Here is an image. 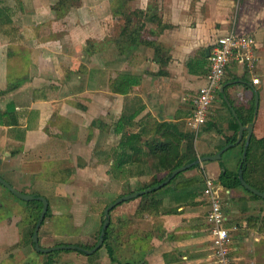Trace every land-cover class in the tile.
<instances>
[{
    "label": "crops",
    "instance_id": "obj_1",
    "mask_svg": "<svg viewBox=\"0 0 264 264\" xmlns=\"http://www.w3.org/2000/svg\"><path fill=\"white\" fill-rule=\"evenodd\" d=\"M49 1L18 5L31 14L35 4ZM47 20L43 38L32 35L33 47H16L33 40L20 30L18 42L0 48V177L22 193L47 199L39 246L85 245L57 239L60 233H76L59 232V224H70L67 218L83 224L76 214L98 209L102 214L124 189L150 179L112 171L111 165L122 136L115 130L119 120L132 132L156 121L193 134L197 158L220 157L184 170L185 178L202 180L193 203L146 216L147 228L154 222L170 237L159 238L154 231L144 259L136 264H219L206 219L207 179L221 200L229 232L226 264H264V199L219 183L224 170L238 174L245 163V181L264 187V0H81L64 16L48 12ZM229 31L254 38L253 68L241 60L228 63L205 123L194 130L193 101L206 82L210 50ZM127 86L126 92L118 91ZM109 181L117 183V193L106 188L103 198L93 202V189ZM36 201L27 204L0 184V224H7L0 244L34 248L32 233L42 208ZM136 204L130 199L116 206L121 228L122 213L135 220ZM126 224L137 225L132 220ZM66 250L55 257L73 264H122L111 261L103 247L92 259ZM1 258L19 257L9 253Z\"/></svg>",
    "mask_w": 264,
    "mask_h": 264
},
{
    "label": "trees",
    "instance_id": "obj_2",
    "mask_svg": "<svg viewBox=\"0 0 264 264\" xmlns=\"http://www.w3.org/2000/svg\"><path fill=\"white\" fill-rule=\"evenodd\" d=\"M80 1L81 0H57L53 8L58 16H64L70 8L77 7L80 4ZM127 12L131 13L129 11ZM0 36L7 38L10 44L18 42L19 40V25L14 21L10 10L1 3ZM128 88L129 86L124 88V90L118 89V91L124 93L128 90ZM121 123L122 119L119 120L117 128H115L116 131H120L122 133V136L119 144L118 155L117 158L113 160L111 170H118L120 172L127 171L129 173L134 172L141 177L150 176L149 180L141 181L136 188L132 189L128 187L124 189L121 195L153 187L162 182L173 169L187 163H192L197 159V155L194 150L193 134L181 133L176 125L172 123L155 121L152 124H148L146 122L136 132L125 130L123 125L120 126ZM119 127L121 129H119ZM196 166V164H193L185 171ZM242 169L243 171L245 170V163H243ZM185 171L176 174L163 187L159 189H152L150 192L139 194L137 197L131 199L136 200L137 202L133 217L140 220H143L146 216L158 217L162 213L171 212L173 209L172 207L177 209V207L193 203L194 199L199 196L198 188H201L200 185L202 184V180L201 178L197 180L185 178ZM219 183L224 188L230 190L232 188H242L253 197L260 198L241 186L237 173L224 170V172L220 175ZM251 185L264 192V187L257 184ZM36 202V200H31L27 201V204ZM152 224L153 225L150 226V228H147L146 226L143 228L136 226L132 229V232H129L125 228H121L122 226L120 227V225L115 229L116 225L114 226L112 221H110L105 230L103 244L100 248L103 247L105 249L110 260L113 262L136 264L140 262V260L144 259L148 249L145 244L150 242V238L154 231L159 232V238H163L164 236L170 237V235L166 233L163 228L157 227L154 222ZM101 226L102 224L99 226L94 243L90 246L84 244L78 245L85 249L92 248L98 240ZM118 241H120V243H118ZM130 243L132 246L133 243H139L142 248L138 247L134 250ZM129 247H131L132 250H130L131 248ZM100 248L89 255L80 249H74V251L79 254L87 255L92 259L98 255ZM121 248H123V251L125 250L129 252L130 250V255L127 256L124 253L123 256L121 253H118ZM32 249L37 255L42 254L46 257L42 264H52V256L56 254V252L69 251L54 250L48 253H42L35 251L34 248ZM136 256L137 258H135ZM120 257H123L125 260L121 261L119 259Z\"/></svg>",
    "mask_w": 264,
    "mask_h": 264
},
{
    "label": "rangeland",
    "instance_id": "obj_3",
    "mask_svg": "<svg viewBox=\"0 0 264 264\" xmlns=\"http://www.w3.org/2000/svg\"><path fill=\"white\" fill-rule=\"evenodd\" d=\"M56 2H57V0H54L53 4H50L51 3V0H50L49 4L44 5V6L39 5V4H35L37 10H34L32 12L33 14L32 13L29 14V13H27L26 10L24 11V13L21 12L23 10H21L18 3L22 4V0H0V3L10 10L14 21L16 22V24L19 25V31L21 30L24 33L23 36L26 37L27 39L28 38L33 39V40H26L27 43L23 42L24 39H22V42L24 44L19 45V42H18V45H17V43H15L17 48L27 49V48L33 47L35 45L34 40L36 41V37H32V35H34L35 33H38L39 36L42 37L45 34L47 29H49L48 28L49 27V21L47 20V13L48 12L49 13H56V12H54V8H53V6H54V4H56ZM80 4H81V1H80ZM56 16H58V15L56 14ZM30 17H34L35 20L31 22ZM59 17H61V16H59ZM39 24H40V26H39ZM37 38H39V37L37 36ZM7 41L8 40L6 38L0 36V48H3V47L5 48L7 45ZM11 51H13V48ZM117 186H118L117 183L114 181L107 182V187H106L105 182H102V183L100 182V186L99 187L96 186L97 188L95 187V189H93V192H94L93 202L98 203L99 200L101 198H103V195L100 196V194L107 193L106 188H108V191L112 194H113V192L117 193V190H116ZM99 190H101V192H99ZM101 210L102 209H100V210L98 209L96 214L86 213V212L79 213V215L76 214L77 220L79 222L83 221V224H72L73 220H70L71 218H67L66 223L70 222V224H59V232H60V230L65 231V232L66 231H68V232L72 231V233H73V231H75L76 233H73V235L75 234L76 237H74L73 235H65L63 233H60L58 235L57 239L60 237V239H63V240H66V239H69L71 241L76 240L79 242H85V245L90 246L92 243H94V241L96 239L95 236L98 232V228H99L100 224H102L101 222L103 219V213L101 214V212H100ZM115 212H116V208L115 209L113 208L110 211V221H112V224L114 226L116 225L115 226V229H116L117 227H119V225L117 222L118 217L116 215H114V214H116ZM122 214H124V215H122L123 216L122 220L124 221L122 223V225L129 232H132V229H134V227H133V224H126L128 221L132 220L135 225L137 224L136 226H139L141 228H143L144 226H147L149 224L148 221H145L147 218H143V220H140V219L134 220L132 218L131 214H127L126 212H124ZM0 231L3 235L5 233H7V224H0ZM45 232L48 235V230H45ZM55 237L56 236H54V238ZM129 242H130V240H129ZM118 243H120V241H118ZM139 243H136V244L133 243V246L130 243V245L135 250L138 247L142 248V246H140ZM140 244H142V243H140ZM57 245H59V244H57ZM145 245H146V248H148L147 244H145ZM43 246L48 247L47 243H45ZM13 247L16 248V250L12 249L11 245L7 246V245H4L3 243L0 244V264H42L43 260L45 259L44 255H42V254L37 255L35 252H33V249H32L33 247H31V245H28V246L13 245ZM129 248H131V247H129ZM132 248L130 250H132ZM130 250H129V252L125 251V250L123 251V248H121V250H119L118 253H121V255H123V256L125 253L127 256H129ZM59 252L61 254V252H64V251H59ZM59 252H56V254H59ZM9 253H11L12 256H14V257H19V258L18 259L12 258L9 260H7V258L6 259L1 258V255L5 256L6 254L8 255ZM56 254L54 255V257H52V260H53L52 264H73V261H67V260H63L61 258L55 257ZM23 255H24V257H23ZM141 261L142 260H140V262Z\"/></svg>",
    "mask_w": 264,
    "mask_h": 264
},
{
    "label": "built area",
    "instance_id": "obj_4",
    "mask_svg": "<svg viewBox=\"0 0 264 264\" xmlns=\"http://www.w3.org/2000/svg\"><path fill=\"white\" fill-rule=\"evenodd\" d=\"M255 49L256 42L249 35L229 31L216 38L208 57L209 71L206 82L199 88L193 101L191 127L194 130H198L205 123L206 111L221 84L228 63L241 60L247 64L249 70H252ZM258 82L259 79L253 77L252 83L257 84ZM203 193L208 203L206 219L210 224L213 254L217 263L226 264L229 252V232L223 226L225 215L222 203L213 189V183L210 179L206 180Z\"/></svg>",
    "mask_w": 264,
    "mask_h": 264
},
{
    "label": "water",
    "instance_id": "obj_5",
    "mask_svg": "<svg viewBox=\"0 0 264 264\" xmlns=\"http://www.w3.org/2000/svg\"><path fill=\"white\" fill-rule=\"evenodd\" d=\"M240 128H244V126H240ZM247 129L248 132L252 131V125L248 126ZM241 132V130H240ZM239 132V133H240ZM250 136V135H249ZM249 136L247 137L246 140V144L242 153V159H245L246 156V148H247V144H248V140H249ZM220 154H216L214 156H204L202 158H197V160H195L192 163H187L184 164L182 166H179L175 169H173L170 174L159 184H156L153 187H149L143 190H137L134 192H131L129 194H124L121 195L119 197H117L113 202L109 203L103 210V222H102V226H101V231L98 237V240L96 242V244L90 248V249H85L79 245H75V244H60V245H55V246H51L48 248H43L41 246H39V242H38V229L41 225V222L43 221L46 211H47V207H48V201L45 197L43 196H34L33 194H26V193H22L19 190L15 189L13 186H11L7 181H5L3 178L0 177V184L2 186H4L9 192H11L14 196H16L17 198L24 200V201H30V200H39L42 202V208L38 217V220L35 224V227L33 229V233H32V241L34 243V249L38 252H42V253H48L54 250H66V249H80L83 250L86 254H92L94 253L96 250H98L102 244H103V240H104V234H105V230L110 222V211L115 208L119 203L125 202L127 200L133 199L135 197H137L139 194L142 193H146V192H150L152 189H159L161 187H163L164 185H166L176 174L186 170L187 168H189L192 164L204 161V160H213L214 158H219ZM238 179L240 181V184L242 187H244L246 190L250 191L252 194L259 196L260 198L264 199V192L258 190L257 188L253 187L252 185H250L247 181H245L243 174H242V169L240 168L238 171Z\"/></svg>",
    "mask_w": 264,
    "mask_h": 264
}]
</instances>
